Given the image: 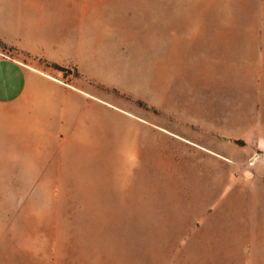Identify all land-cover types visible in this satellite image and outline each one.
<instances>
[{"label": "rangeland", "instance_id": "1", "mask_svg": "<svg viewBox=\"0 0 264 264\" xmlns=\"http://www.w3.org/2000/svg\"><path fill=\"white\" fill-rule=\"evenodd\" d=\"M10 1L12 26L41 23L61 62L2 40L0 56L82 84L103 101L106 139L76 145L101 158L76 164L70 190L13 191L0 176V264H264L261 156L238 197L231 182L212 201L218 167L201 153L264 139V0ZM189 158L198 181L180 174Z\"/></svg>", "mask_w": 264, "mask_h": 264}, {"label": "crops", "instance_id": "2", "mask_svg": "<svg viewBox=\"0 0 264 264\" xmlns=\"http://www.w3.org/2000/svg\"><path fill=\"white\" fill-rule=\"evenodd\" d=\"M10 2L0 0V40L8 46L25 50L32 57L61 62L51 58L49 51L44 47L48 41L41 23L28 26L25 24L20 29L12 26L15 14L10 10ZM33 7L35 8V5H32ZM23 13L26 18L31 15L30 9ZM50 44L55 48L62 43L55 41ZM101 101L80 83L66 82L39 67L0 56V176L4 178L2 184L13 186L8 188L13 191L39 190L38 186H43V190L52 189L57 192L70 190L72 180L71 183H64L63 179L71 171H75L77 163H80L78 168L83 171L86 165L91 168L92 161L100 164V154L89 159L84 155L76 157L75 152L76 145L83 148L88 144L85 139H106L103 117L106 108ZM211 141V148L201 146V153L210 156V161L218 167L207 170L213 186L210 200L217 199L231 182L235 184L236 189L234 187L230 195L232 198L238 197L234 194L245 181L242 171H248L243 164L253 154L261 156V160L254 166V175L263 176L264 139ZM220 149H225L228 154L219 152ZM186 161L187 167L185 162V168L180 174L188 175L191 181H198L199 172L192 168L195 160L189 158ZM238 169L239 172H236ZM191 207L189 215L193 216L196 209ZM181 208L186 209L188 206L182 204Z\"/></svg>", "mask_w": 264, "mask_h": 264}]
</instances>
